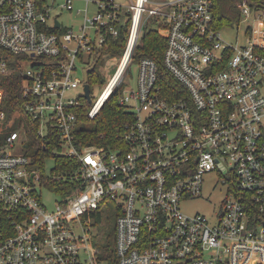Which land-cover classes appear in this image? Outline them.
<instances>
[{
    "label": "built area",
    "instance_id": "1",
    "mask_svg": "<svg viewBox=\"0 0 264 264\" xmlns=\"http://www.w3.org/2000/svg\"><path fill=\"white\" fill-rule=\"evenodd\" d=\"M75 1L96 8L93 17L85 11L80 33L58 20ZM236 6L244 42L233 44L213 26L212 0H0V48L20 56V109L36 150L55 157L52 173H37V151L29 155L19 131L0 128V264H264V7ZM121 8L131 18L126 46L87 116L118 92L133 119L120 141L79 143L87 81L74 73L108 57L100 48L106 34H117L112 23ZM150 17L178 86L165 87L144 57L135 86L124 89ZM30 59L38 60L23 69ZM12 71L0 54V121L7 116L1 79ZM81 86L80 95H67ZM56 156L68 164L57 167ZM212 172L225 189L218 210L211 217L184 212L181 203L200 197ZM101 207L116 217L107 251L92 245Z\"/></svg>",
    "mask_w": 264,
    "mask_h": 264
},
{
    "label": "trees",
    "instance_id": "2",
    "mask_svg": "<svg viewBox=\"0 0 264 264\" xmlns=\"http://www.w3.org/2000/svg\"><path fill=\"white\" fill-rule=\"evenodd\" d=\"M240 0H212V16L213 26L215 29H222L223 27L232 26L239 23L241 15L237 8V3ZM257 8L264 7V0H252ZM150 23H149V22ZM147 22V23H146ZM156 24V19L148 18L141 27L140 40L136 42L132 61H140L142 58H151L158 67V79L165 87L170 85L178 86L174 78L164 68L162 56L166 47V39L159 32L156 26L151 27V24ZM113 26L117 28V34L112 36L110 33L106 34V38L101 46V52L107 53L110 57L119 56L123 52L129 34L131 25L130 12L121 8L118 14V19L114 21ZM0 54L8 60L10 67L13 69L10 75L2 77L1 85L5 90L3 99L4 110L21 108V100L19 93V86L22 81V72L18 65L20 56L13 55L3 48H0ZM103 58L99 56L93 65L92 69L88 71L87 82L90 86L94 83H103ZM82 107L77 110V121L75 133L79 137V143H94L97 145H106L108 143H115L120 141V137L124 130L125 124L133 119L130 111L126 110L124 106L118 103V92L113 93L103 103L99 112L94 118L90 119L87 116V110L90 103L86 98H82ZM89 124V126H86ZM38 145V143H37ZM37 157L33 164V168H37L43 157L42 146L37 147ZM68 163L64 156H56V166L64 168ZM67 189L70 186H66ZM50 188L57 192L61 189L57 185H50ZM70 189V188H69ZM105 247V246H103ZM112 264H116L115 259H112Z\"/></svg>",
    "mask_w": 264,
    "mask_h": 264
},
{
    "label": "rangeland",
    "instance_id": "3",
    "mask_svg": "<svg viewBox=\"0 0 264 264\" xmlns=\"http://www.w3.org/2000/svg\"><path fill=\"white\" fill-rule=\"evenodd\" d=\"M118 4H125L129 3L134 0H115ZM151 1H158V0H151ZM77 10H80L77 13ZM85 11L88 17H93L96 14V8L92 5H85L82 1H75L73 3V11H66L61 10L58 14V20L65 26L70 27L73 32L80 33L79 25L82 23ZM149 22V21H148ZM151 22V21H150ZM149 22V23H150ZM147 23V22H146ZM144 24V22H143ZM157 25L151 24V27ZM237 24L230 27H223L220 29L222 37L233 44L242 43L244 42V25L243 23L239 25V29L237 28ZM85 33H91V29L86 25L84 28ZM141 30L140 36L141 37ZM126 46V45H125ZM125 48V47H124ZM124 50V49H123ZM104 53V52H103ZM107 54V53H106ZM122 54V53H121ZM120 56L108 57L105 59L103 58V67H102V74H103V82L107 80L112 72L114 71L116 65L119 62ZM38 59H30L24 62L21 66L23 69L28 68L30 65L36 62ZM139 61H132L129 63L127 71L124 75L125 84L123 88L134 87L136 80L138 79ZM93 64H78L77 70L75 71L74 75L79 77L82 81H87V74L90 69H92ZM2 80V79H1ZM88 83V82H87ZM104 84L101 83H94L92 84L90 90L91 101L93 102L103 90ZM83 92V88L78 87L71 91L67 92V95L71 96H78ZM7 116L5 121H0V128L6 127L7 129H14L20 132L22 135V148L24 151H27L30 154H35L36 146L34 136L30 129L29 120L26 115L21 111V109L16 107L15 109L11 108L10 110H5ZM10 116V118H9ZM86 126H89L87 124ZM41 164L35 168L37 173L44 175L50 174L55 169V157L47 156L42 157L40 159ZM217 182V175L216 173H208L204 176V183H203V190L202 195L197 198H193L181 203V209L188 213V214H195L200 213L204 214L208 217H211L214 212H216L219 208L220 201L224 195L225 189L224 186L216 184ZM45 192V191H44ZM46 196H49V193L46 192ZM100 212L102 213V220L95 222L96 228L92 229L95 231L96 234L92 239V245L96 246L99 251H107L112 247L113 239H114V226L116 217L112 207L107 209L105 207L100 208ZM105 246V247H103Z\"/></svg>",
    "mask_w": 264,
    "mask_h": 264
},
{
    "label": "water",
    "instance_id": "4",
    "mask_svg": "<svg viewBox=\"0 0 264 264\" xmlns=\"http://www.w3.org/2000/svg\"><path fill=\"white\" fill-rule=\"evenodd\" d=\"M58 24V23H57ZM25 76V75H24ZM84 96L87 99L89 103H91V96H90V86L88 83H85L84 85Z\"/></svg>",
    "mask_w": 264,
    "mask_h": 264
},
{
    "label": "crops",
    "instance_id": "5",
    "mask_svg": "<svg viewBox=\"0 0 264 264\" xmlns=\"http://www.w3.org/2000/svg\"><path fill=\"white\" fill-rule=\"evenodd\" d=\"M127 4H128V3H125V4H121V5H124V6H125V5H127Z\"/></svg>",
    "mask_w": 264,
    "mask_h": 264
},
{
    "label": "bare ground",
    "instance_id": "6",
    "mask_svg": "<svg viewBox=\"0 0 264 264\" xmlns=\"http://www.w3.org/2000/svg\"><path fill=\"white\" fill-rule=\"evenodd\" d=\"M138 16L136 15V20H137Z\"/></svg>",
    "mask_w": 264,
    "mask_h": 264
}]
</instances>
